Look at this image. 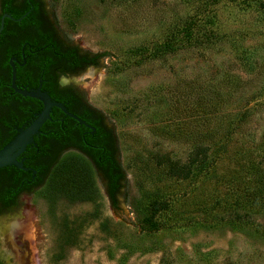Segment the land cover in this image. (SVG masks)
<instances>
[{"label": "rangeland", "instance_id": "374dc122", "mask_svg": "<svg viewBox=\"0 0 264 264\" xmlns=\"http://www.w3.org/2000/svg\"><path fill=\"white\" fill-rule=\"evenodd\" d=\"M45 1L62 34L104 54L82 90L114 127L125 178L113 207L88 158L66 152L54 169L85 161L97 193L69 200L49 177L32 195L26 241L8 234L9 218L0 223L3 263L264 264V0ZM188 20L192 40L163 52ZM197 38L211 43L197 47ZM226 70L243 78L238 95L258 91L242 128L219 134L190 178L169 175L158 156L187 159L214 74ZM68 222L76 239L63 244Z\"/></svg>", "mask_w": 264, "mask_h": 264}, {"label": "flooded vegetation", "instance_id": "af4514ba", "mask_svg": "<svg viewBox=\"0 0 264 264\" xmlns=\"http://www.w3.org/2000/svg\"><path fill=\"white\" fill-rule=\"evenodd\" d=\"M7 2L0 0V24L4 14L12 16L5 18L0 34V150L43 110L44 102L29 92L40 88L60 105L52 106L34 140L17 156L23 167L0 168V223L6 218L20 220L26 209H32L35 217L32 195L68 151L88 158L114 207L125 178L117 135L104 112L89 102L81 84L103 56L62 34L45 0H10V11H5ZM20 236L17 242L27 240ZM5 239L10 241L9 236ZM2 258L0 252V264Z\"/></svg>", "mask_w": 264, "mask_h": 264}, {"label": "trees", "instance_id": "16d2710c", "mask_svg": "<svg viewBox=\"0 0 264 264\" xmlns=\"http://www.w3.org/2000/svg\"><path fill=\"white\" fill-rule=\"evenodd\" d=\"M256 1L259 2L260 0ZM9 3L10 0L4 5L3 9L5 11H10ZM262 4H264V2H262ZM194 22L193 20L185 21L187 24H184L183 27L178 30V39L176 41H167L162 51L173 52L175 50L173 45L176 48L179 46L185 48V43H189L194 36V30L196 28V23ZM210 43L209 38H197V40H195L197 47L208 46ZM101 55L104 56L103 53H101ZM242 80L243 78L241 75L229 70L224 71L219 76L214 74V81L209 89L210 103L207 106L208 108L199 109L198 111V129L194 136L196 144L189 152L187 159L181 161L171 158L168 154H161L158 156V163L166 165L169 175L181 179L190 178L195 168L202 167V164L208 160L211 148L214 146L218 147L217 136L219 134H224L225 139L234 134L235 128L232 126H236V129L242 128L241 122L246 119L249 115L248 110L252 108L248 106L249 101L258 95V91L247 92L243 90L244 88L238 95L236 92L238 89L237 86ZM242 109H244V111ZM205 139H208L209 143H205ZM239 140V137L235 139L237 147L231 151L234 155L241 154L237 145ZM227 144L228 143H224L222 145V150L224 152L228 149L225 148ZM91 170L90 166L82 160L70 164L63 161L52 171L50 175V186L54 188L55 192L64 195L69 200L91 199L92 195L97 193L93 184ZM77 227V225H70V222L66 224L65 233L67 234V240H65L63 244L72 243L70 241L71 238L76 239Z\"/></svg>", "mask_w": 264, "mask_h": 264}, {"label": "water", "instance_id": "95a60500", "mask_svg": "<svg viewBox=\"0 0 264 264\" xmlns=\"http://www.w3.org/2000/svg\"><path fill=\"white\" fill-rule=\"evenodd\" d=\"M10 17L9 14H4L0 24V34L5 25V18ZM30 95L40 98L44 102V108L38 117L33 121V123L10 141L3 149L0 150V168L6 165L15 164L19 167H23V164L17 160V156L26 148L28 143H31L33 135L39 132L40 127L50 116V110L53 105H60L57 102H53L50 95L42 91L40 88L37 92H29Z\"/></svg>", "mask_w": 264, "mask_h": 264}, {"label": "bare ground", "instance_id": "6f19581e", "mask_svg": "<svg viewBox=\"0 0 264 264\" xmlns=\"http://www.w3.org/2000/svg\"><path fill=\"white\" fill-rule=\"evenodd\" d=\"M20 217V216H19ZM34 213L32 209H26L20 220L17 217L12 221H7L4 225L7 226L6 231L12 239H15L16 234L27 233L32 223ZM32 231V230H31ZM27 236V235H26Z\"/></svg>", "mask_w": 264, "mask_h": 264}]
</instances>
